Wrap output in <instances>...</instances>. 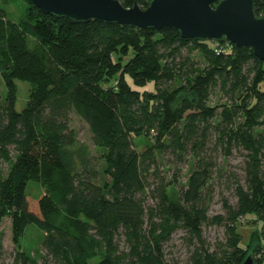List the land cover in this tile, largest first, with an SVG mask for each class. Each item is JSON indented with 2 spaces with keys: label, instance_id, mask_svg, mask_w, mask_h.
<instances>
[{
  "label": "trees",
  "instance_id": "obj_1",
  "mask_svg": "<svg viewBox=\"0 0 264 264\" xmlns=\"http://www.w3.org/2000/svg\"><path fill=\"white\" fill-rule=\"evenodd\" d=\"M25 1L17 21L0 5V225L10 218L11 264H166L178 230L192 246L187 264H264V60L223 38L76 23ZM253 10L264 15V0ZM16 80L29 83L20 111ZM72 113L96 154L78 140ZM137 138L148 145L137 150ZM210 142L238 153L242 170L225 171L235 202L213 216ZM29 182L41 188L37 211ZM248 215L259 227L243 244L237 223ZM205 225L224 228L212 248ZM30 230L39 247L23 245Z\"/></svg>",
  "mask_w": 264,
  "mask_h": 264
},
{
  "label": "water",
  "instance_id": "obj_2",
  "mask_svg": "<svg viewBox=\"0 0 264 264\" xmlns=\"http://www.w3.org/2000/svg\"><path fill=\"white\" fill-rule=\"evenodd\" d=\"M46 14L72 22L98 20L123 26L174 28L182 38L225 39L249 47L264 60V15L253 0H150L145 9L124 7L119 0H29ZM248 256L243 264H250Z\"/></svg>",
  "mask_w": 264,
  "mask_h": 264
},
{
  "label": "rangeland",
  "instance_id": "obj_3",
  "mask_svg": "<svg viewBox=\"0 0 264 264\" xmlns=\"http://www.w3.org/2000/svg\"><path fill=\"white\" fill-rule=\"evenodd\" d=\"M3 8L6 9L8 15L11 19L17 21L25 16V9L27 8V3L25 0H8L7 4H2ZM17 95H16V110L20 111L25 106L28 94H29V83L27 81L16 80ZM6 94V88L0 77V98H4ZM70 126L77 133V138L81 142L86 143L93 154H96L95 148L91 142V134L87 125L79 119L74 113L71 114ZM147 142L142 138H137L134 140V146L137 150H142L147 146ZM208 153L211 154L214 161L216 162L214 174H213V187H212V201L209 206L208 214L210 216L217 214H224L223 202L224 200L233 204L235 198L233 195L232 187L230 186V180L228 179L225 171L235 172L236 174H242L241 158L238 153L234 152L232 155L224 156L223 151L220 147H215L213 142L208 144ZM182 176L181 181H185V172L187 171L186 165H182ZM26 194L29 197V206L34 211H37V200L41 194V188L37 186L35 182H29L26 186ZM253 215L245 216L242 220L237 223V229L242 235V243L244 244L251 232L255 231L259 227V223L253 221ZM1 242H2V252L0 258V264H11L14 255V245L12 243L11 235V220L9 217H4L2 219L1 225ZM183 232L181 230L175 231L169 242L165 244L166 253V264H187L189 252L192 246L188 243L186 239L183 238ZM34 237V232L30 230L29 234L23 239V245L26 247H39V245H33L32 238ZM202 237L206 244L213 247L216 241L224 239V228L219 225H205L202 228ZM121 245L123 243L121 242ZM42 253H46L45 250L41 249ZM40 264H54L52 260L47 258V263L44 259H39Z\"/></svg>",
  "mask_w": 264,
  "mask_h": 264
}]
</instances>
